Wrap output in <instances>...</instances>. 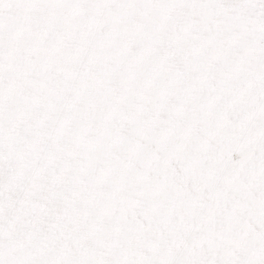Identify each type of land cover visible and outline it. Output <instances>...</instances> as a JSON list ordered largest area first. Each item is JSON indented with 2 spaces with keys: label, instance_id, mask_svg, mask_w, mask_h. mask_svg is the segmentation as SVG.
<instances>
[{
  "label": "snow or ice",
  "instance_id": "1",
  "mask_svg": "<svg viewBox=\"0 0 264 264\" xmlns=\"http://www.w3.org/2000/svg\"><path fill=\"white\" fill-rule=\"evenodd\" d=\"M0 264H264V0H0Z\"/></svg>",
  "mask_w": 264,
  "mask_h": 264
}]
</instances>
